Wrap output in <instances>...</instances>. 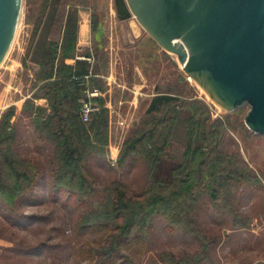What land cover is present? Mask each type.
I'll return each mask as SVG.
<instances>
[{
	"label": "rangeland",
	"instance_id": "1",
	"mask_svg": "<svg viewBox=\"0 0 264 264\" xmlns=\"http://www.w3.org/2000/svg\"><path fill=\"white\" fill-rule=\"evenodd\" d=\"M44 3L45 0H23L15 37L0 65V124L12 113L9 124L15 134L14 148L22 158L34 161L41 172L14 206H7L0 198V264H168L161 259L164 253L175 252L183 258L199 252L197 236L184 234L176 227L169 231L163 217H156L148 242L123 247L109 260L102 251L107 246L105 232L93 227V202L103 200L104 190L111 184L118 182L140 192L148 182L170 179L171 170L184 160L183 119L188 111L180 107L173 138L160 155L151 177L138 157L128 158L121 167L117 165L124 142L147 118L149 96L139 95L134 102L130 99L143 89L146 95H154L152 98L177 97L181 105L207 112V126L220 127L218 144L208 141V150L204 148L203 152L209 153V157H223L231 167L230 179L221 180V186H212L206 178L203 196L192 213L197 230L210 238L209 243L205 242L206 260L200 264H264V136L246 127L244 117L248 107L244 105L232 112L222 110L184 73L176 57L153 42L134 18L117 19L113 0H59L57 5L56 15L62 14L63 22L67 13L74 15L76 31L75 43L67 52L70 58L59 57L55 69L73 70L76 62L81 61L87 62L89 72L97 70L105 75L110 68L116 83L130 90L120 89L113 94V99L120 100L114 99L115 104L109 108L113 112L109 114V143L103 155H93L88 161L96 193L81 209L64 206L63 198L53 200L50 190V171L55 167L51 159L53 147L39 138L32 123L34 114L25 110L31 100L34 108L49 112L42 94L34 99L40 86L36 77L40 68L27 58L30 47L34 50L47 47L50 40L59 36L51 11L32 46ZM81 21L90 30L87 47H77ZM143 80L147 88L139 89ZM200 145L202 142L196 141V146ZM207 167L208 164L205 172ZM242 173L247 174V181H238ZM83 216L85 221L79 219Z\"/></svg>",
	"mask_w": 264,
	"mask_h": 264
},
{
	"label": "trees",
	"instance_id": "2",
	"mask_svg": "<svg viewBox=\"0 0 264 264\" xmlns=\"http://www.w3.org/2000/svg\"><path fill=\"white\" fill-rule=\"evenodd\" d=\"M58 4L59 0H45L32 46L51 11V17L57 23L58 38L38 50L30 47L27 54V58L40 68L36 75L40 86H37L34 99L42 94L48 102L49 112L45 114V108H34L31 100L27 101L25 110L34 114L32 123L39 138L53 147L51 159L55 167L50 171L53 200L63 198L64 206L81 209L96 193L95 178L88 161L93 155H103L109 143V112L96 98L94 101L100 105L99 111L92 113L87 122L80 117V99L85 88H101L100 81L94 77L97 70L90 76L87 62H76L73 70L55 69L59 57L70 58L67 52L75 43L76 31L72 13H67L64 22L62 14L56 15ZM85 76H89L88 79ZM180 107L188 111L183 119L186 151L182 164L171 170L170 179L148 182L140 192L115 182L104 190L103 200L93 202V227L105 232L107 246L102 247V251L109 260L123 247L148 242L156 217H163L169 231L173 232L176 227L184 234L197 236L200 241V250L193 256L180 258L175 252H168L161 255L163 261L168 264H200L206 260V244L210 238L197 230L192 213L203 196L206 178L210 185L221 186V180L230 179L231 169L220 155L218 158L209 157V153L203 152L204 148L208 150L207 142L217 143L220 135L219 126H207V112L200 113L196 107L183 106L174 96H155L146 110L147 118L124 142L117 165L121 167L128 158L138 157L151 177L157 170L160 155L173 138ZM11 116L12 113L0 124V198L9 207L33 186L41 173L34 161L22 158L14 148L15 134L9 124ZM196 141H201L202 145L197 147ZM206 164L209 165L207 172L204 170ZM246 176V173L240 174L238 181H247ZM83 217L79 219L85 221ZM84 227L87 226L81 225Z\"/></svg>",
	"mask_w": 264,
	"mask_h": 264
},
{
	"label": "water",
	"instance_id": "3",
	"mask_svg": "<svg viewBox=\"0 0 264 264\" xmlns=\"http://www.w3.org/2000/svg\"><path fill=\"white\" fill-rule=\"evenodd\" d=\"M225 112L246 105V127L264 136V0H113ZM23 0H0V65Z\"/></svg>",
	"mask_w": 264,
	"mask_h": 264
},
{
	"label": "crops",
	"instance_id": "4",
	"mask_svg": "<svg viewBox=\"0 0 264 264\" xmlns=\"http://www.w3.org/2000/svg\"><path fill=\"white\" fill-rule=\"evenodd\" d=\"M89 32H90V30L88 29V25L86 24V22L81 21V23H79L78 30H77V47L80 46V45L87 47V45H89V43H90ZM98 34L101 35L100 32ZM80 60H82V59H80ZM135 69H137L136 71L139 73L138 68H135ZM92 73L93 72H89V75L91 76ZM96 73L97 74H94V77L97 80H99L100 83H101V88L96 86V89L99 88L100 90L99 89L98 90L101 93V95L98 97V100H100L101 103H102V106L105 107L106 109H108V111H109L110 106L112 104H115V100H116V102L118 100H120L119 97H118V99H115L114 98L115 99L114 100L113 99V94L115 92L117 93L120 89H121V91H123V89L129 91L130 89L127 88L124 84H118V83H116L115 78H113V75L111 74V69L110 68H109V73L108 74L106 73L104 75L103 72H100V73L99 72H96ZM120 83H121V81H120ZM145 83H146V81L143 80V82H141V85H139V89H143L145 87L147 88V86H146ZM134 86L135 85H133V89H135ZM142 91L141 92H138L136 95L130 96L131 97L130 99H132L133 102H134V101L138 100L139 95L140 96H144V97L149 96V98H150L148 100V105H149V103L151 102V98L154 95H152V94L146 95L145 89H143ZM134 94H135V92H134Z\"/></svg>",
	"mask_w": 264,
	"mask_h": 264
},
{
	"label": "built area",
	"instance_id": "5",
	"mask_svg": "<svg viewBox=\"0 0 264 264\" xmlns=\"http://www.w3.org/2000/svg\"><path fill=\"white\" fill-rule=\"evenodd\" d=\"M90 61L89 58H87ZM89 76H85V79H88ZM101 95L100 91L96 88H88L86 87L83 91V95L80 99V117L83 122H87L90 115L92 113L98 112L100 109V105L94 101V99L98 98ZM113 112L109 109V114ZM124 122L120 121L119 125L123 126ZM112 162H115V159L112 158Z\"/></svg>",
	"mask_w": 264,
	"mask_h": 264
},
{
	"label": "bare ground",
	"instance_id": "6",
	"mask_svg": "<svg viewBox=\"0 0 264 264\" xmlns=\"http://www.w3.org/2000/svg\"><path fill=\"white\" fill-rule=\"evenodd\" d=\"M172 55L176 57V55H175V54H172ZM176 59H177V57H176ZM177 61H178V60H177Z\"/></svg>",
	"mask_w": 264,
	"mask_h": 264
}]
</instances>
